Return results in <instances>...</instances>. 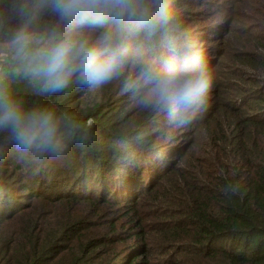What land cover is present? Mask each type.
Wrapping results in <instances>:
<instances>
[{"label":"trees","instance_id":"trees-1","mask_svg":"<svg viewBox=\"0 0 264 264\" xmlns=\"http://www.w3.org/2000/svg\"><path fill=\"white\" fill-rule=\"evenodd\" d=\"M241 1L245 7L248 0ZM5 3L0 0V13ZM258 5L264 10V0ZM178 18L214 70L213 90L223 87L218 96H227L214 100L216 113L226 112L218 117L221 126L212 128L211 116H205L189 129L170 132L180 139L168 145L169 160L142 166L162 143L154 128L157 118L133 107L121 81L113 82L118 89L102 101L112 108L106 116L86 104L89 92L76 85L47 96L24 80L15 81L13 91L27 107L67 113L85 140L71 143L59 160L22 159L14 148L0 145V264H264V77L250 89L240 87L248 82L240 70L234 74L237 82L229 83L226 72L220 80L224 57L264 72V35L253 36L259 38V56L233 52L234 21L221 30L218 22L187 26ZM54 23L42 13L36 28ZM0 24L12 27L15 21L0 15ZM87 119L92 123L87 125ZM225 122L232 123L227 124L231 135L237 131L240 137L232 141V154L220 148L227 144ZM201 127L214 141L212 152L196 161L192 155L198 150L193 144L186 148L185 133ZM150 197L155 207L143 214L141 203ZM106 207L123 211L125 225L118 220L108 225ZM143 215L157 219L148 233ZM130 241L129 249L118 250V244ZM151 252H161L163 259L151 262Z\"/></svg>","mask_w":264,"mask_h":264},{"label":"clouds","instance_id":"clouds-1","mask_svg":"<svg viewBox=\"0 0 264 264\" xmlns=\"http://www.w3.org/2000/svg\"><path fill=\"white\" fill-rule=\"evenodd\" d=\"M42 13L55 23L38 30ZM0 15L15 21L0 24V145L22 159H62L85 136L67 113L27 107L13 91L17 80L47 96L121 81L132 103L157 118L162 143L142 166L169 160L168 145L180 139L169 133L205 119L214 70L183 31L174 0H6Z\"/></svg>","mask_w":264,"mask_h":264},{"label":"rangeland","instance_id":"rangeland-1","mask_svg":"<svg viewBox=\"0 0 264 264\" xmlns=\"http://www.w3.org/2000/svg\"><path fill=\"white\" fill-rule=\"evenodd\" d=\"M260 1L261 0H248L245 2V7L241 0H176L174 1V4H175L176 12H178V16L187 21L186 22L187 26H192V25L207 26L208 23L210 22H218L221 24L216 26L218 28H222L221 30H224L225 27L227 28L231 24V22L234 21L235 25L232 24L233 29L231 31V39L229 40L230 43L231 42L233 43L232 46V48L234 49L233 52L239 51V52L247 53V51H250L253 52L256 56H259V54L262 52L261 49L258 47L259 38L253 36L259 34L260 36L264 35L262 34L264 33V10H261L259 8L258 2ZM202 44L210 46L204 40H202ZM262 44H264V42ZM220 49L223 48L220 47ZM231 55L234 54L232 53ZM211 57L214 58V56ZM221 65H222L221 68L224 69L220 71L223 72V75L220 77L221 81L226 76L225 72L227 74L229 73V77L226 78L229 83H234L238 81V79L234 77L236 70H240L244 75H246L243 76V79H246V81L248 82H246V84L244 85H241L240 87L252 88L254 87L253 86L254 81H258L260 76L264 77V72H259L254 68H250L248 65L245 66L244 64H238V63L234 64L232 61L226 59L225 57L223 60V64ZM129 74L132 75L131 79H133L134 72L133 73L129 72L128 75ZM117 87H118L117 83H112L110 85L105 86L102 90L96 92H89L84 96V101L86 102L87 105H91V107L95 108L96 113H99L100 116L103 115L106 116L110 113L112 108H110L109 103H102V101H104L105 99L104 97H108L109 93H111L112 91L114 92V89H116ZM222 88L221 89L216 88V91L212 89V93L209 101V108L206 113L207 118L211 116L209 122H211L212 128L220 127L221 125L218 126L219 118L221 119L222 117L226 116V112L222 109L216 113L217 109L214 106L215 105L214 100L215 101L219 99L221 100L222 98L227 97V96H221V97L218 96V94L222 91ZM227 93L228 92H225V95ZM115 98L113 99L115 100ZM241 102H242V98H239L237 104ZM234 105L236 107V104ZM134 106L135 104L133 103V107ZM131 109L132 108H130L127 111L128 114L130 115L134 113ZM212 109L215 110L216 113L213 116L211 112ZM92 121L93 119H87V125L92 123ZM227 124L231 125L232 123L225 122V125H223L226 131L222 132V136H224L227 144H221L220 148H223L226 154H232L235 148V144L232 141H234V139L236 138L240 139V137L237 131H234L235 134L233 133L234 136H232L230 132L232 127L227 126ZM175 133L177 132L174 131L172 134ZM187 133L188 135L185 136V140H184L186 143L188 142L186 148H188L190 144H193V146L196 147L198 150L196 154L194 153L192 155V159L199 161L202 159L203 155L212 152V147H213L212 142L214 141V138L204 137L203 127H201L200 130H196L195 132L193 131L192 133L191 132L190 133L187 132ZM226 135H230L232 137H228ZM185 160H188V158H184V161ZM151 200L152 197L142 201L141 208L144 209L145 211L141 213L146 214L147 212L150 211L149 210L150 207L153 206L155 207V204L153 205L151 204ZM156 204L159 205V203ZM104 210L105 212L103 213V219L108 223V225L110 222L117 220L119 221V224L125 225V218L123 217L124 214L123 211H119L114 207L113 208L106 207V209ZM141 219H144L145 221L143 222V226L147 231V233H148V227L152 226L150 222L153 223L154 221H157V219H154V217H149V220H147L148 215H143ZM101 223H102L101 226H103V222ZM102 229H107V227L103 226ZM150 239L152 240V238ZM132 244L133 242L131 241L125 242L123 244L120 243L118 244V250H120V252H123L124 250L129 249V247ZM160 255L161 252H151V254H149L147 259H150L151 262L156 261L157 263L160 259H163V256Z\"/></svg>","mask_w":264,"mask_h":264}]
</instances>
